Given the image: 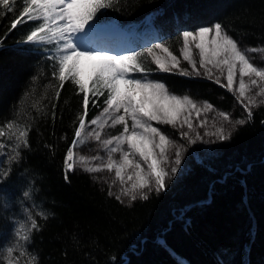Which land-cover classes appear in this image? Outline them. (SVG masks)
<instances>
[{
	"label": "trees",
	"instance_id": "16d2710c",
	"mask_svg": "<svg viewBox=\"0 0 264 264\" xmlns=\"http://www.w3.org/2000/svg\"><path fill=\"white\" fill-rule=\"evenodd\" d=\"M112 3L119 10L109 9L84 40L103 41L118 54L163 43L180 55L179 32L220 23L264 66V0ZM22 6L10 0V8ZM15 15L0 5V173L10 172L0 184L7 190L0 196L10 194L0 206V264H264V102L251 108L249 119L236 94L213 79L150 71L148 78L173 94L245 124H235L214 154H195L158 195L117 199L78 168L65 180L64 156L83 114V94L71 82L60 86L61 46L23 43L36 25L11 29ZM142 62L155 68L151 57ZM105 97L96 106L90 100L87 120L103 110ZM21 131L28 132V147L11 162ZM10 219L17 221L15 235Z\"/></svg>",
	"mask_w": 264,
	"mask_h": 264
},
{
	"label": "snow or ice",
	"instance_id": "6c2138e0",
	"mask_svg": "<svg viewBox=\"0 0 264 264\" xmlns=\"http://www.w3.org/2000/svg\"><path fill=\"white\" fill-rule=\"evenodd\" d=\"M22 2V9L16 10L9 7L10 0H0V5L4 8L17 12L13 17L11 29L33 22L36 26L27 34L23 43L59 44L61 47L57 69L60 86L62 88L65 82H71L78 87L79 93L83 94V114L79 115L74 138L64 156L66 181L69 173L75 171L74 149L81 145L80 138L86 129V122L95 126L99 121V116L87 120L90 100L92 105L96 106L99 98L104 97L105 94L102 111L104 114L111 113L112 126L122 125L123 130L118 135L103 140L105 148L115 144L108 154L107 164L103 167L109 171L115 169V176L122 185L125 184V176L127 181L131 182L130 187L121 189L123 194L130 196L131 201L137 200L138 196L142 200H147L148 193L155 192L158 195L168 187L167 181L176 177L181 165L182 145L175 151L174 166L166 170L163 164L168 161L165 153L169 137L161 132L159 127L154 126L153 122L173 127L179 123L181 129L187 125V128L192 130L193 123L190 117L192 111L196 109V104L188 95L172 94L165 83L149 79L150 71L179 74L185 77L203 74L208 79H212L213 68L219 70L221 74L226 70L227 83L222 86L229 91L233 90L234 78L238 71L240 98L245 97L246 90L250 86H259L260 94L264 95V66L254 64L247 51L240 48L237 40L228 35L220 23L178 33L183 41L180 52L183 60L191 66L190 72L188 68H181L179 58L163 43H156L140 52L131 50L115 55L109 51L93 48L82 50L79 45L89 35L90 29L99 25V21L109 9L119 10L113 8L112 0H22ZM193 45L199 50L198 62L192 54ZM155 49H160L166 55L157 53ZM145 56L151 57V62L155 65L154 69L144 66L142 58ZM50 59L56 61V56ZM82 60L88 62L85 68L81 67ZM133 74L141 75L134 77ZM52 75L56 76L57 71L54 70ZM245 77L249 78L248 86ZM215 83L220 85L221 80L217 78ZM241 103L251 119L250 105L254 101L250 99L244 103L241 99ZM207 107L211 108L212 105L209 104ZM221 115L225 120L229 119L228 114L221 113ZM235 124L243 125L245 120L239 119ZM212 135H216L218 141L230 139V135H226L223 128ZM3 136L4 132L0 130V138ZM27 136V131L19 133L17 139L20 143L12 150L15 155L7 157L11 162L19 160L21 147H28ZM94 136L96 141L101 140V132H95ZM180 136L188 137L189 133L181 131ZM200 138L197 133V139ZM188 143H196V139L189 138ZM124 145L127 146V150H124ZM116 152L121 154L119 161L113 159L112 153ZM137 155L139 160L132 158ZM78 159L83 164L87 158L81 155ZM141 161L147 165L146 169L142 167ZM84 170L96 173L102 168L97 165L86 167ZM9 174L10 172L0 173V184L7 180ZM6 193V189L0 188V194ZM109 194L111 195V192ZM28 195L29 193H24L25 197ZM116 198L120 199V197ZM8 202H10V194L0 196V206ZM9 222L13 224V235H15L17 221L10 219ZM36 228L37 225L33 222V231ZM28 239L25 237L26 243Z\"/></svg>",
	"mask_w": 264,
	"mask_h": 264
},
{
	"label": "rangeland",
	"instance_id": "374dc122",
	"mask_svg": "<svg viewBox=\"0 0 264 264\" xmlns=\"http://www.w3.org/2000/svg\"><path fill=\"white\" fill-rule=\"evenodd\" d=\"M111 36L113 37L114 35L112 34ZM79 46L82 48V50L83 48H93L97 50L107 51V49L104 47L103 41L94 42L92 40H83ZM240 48L242 50L247 51L248 56L252 59V62L254 64H256L257 66H261L255 60V54H253L254 51L249 50L245 47H241V46ZM109 52L113 55L118 54L117 52H114V51H109ZM156 52L161 55H166L165 53H162L160 49H158ZM192 54L198 62L199 61V50L196 49L194 45L192 46ZM176 56L180 60L181 68H188L189 71L191 72V66L186 61L183 60L182 53ZM259 56L263 57V54L261 51L259 52ZM87 64H88L87 61H83V60L81 61L82 68H85ZM201 73H203V69H201ZM196 77L207 78V76L203 74L200 76H196ZM225 77H226V70L223 74H221L219 70L213 68V77H212L213 80L219 78L221 80V85H223L227 83ZM244 79H245L246 86H248L249 78L245 77ZM157 82H160V81H157ZM166 87L168 88L167 85ZM231 91H233L236 94V96L240 99V101L241 99H243L244 103H247L248 100L250 99L253 100L254 103L250 105L251 108H254L257 105L264 102V95L260 94L259 86L248 87L246 90L245 97L244 98L239 97V73L238 71H237L236 77L234 78L233 90ZM192 100L196 104V109L192 111L191 117H190V120L193 123L192 130H189L187 128V125H184L183 129H181L179 123L175 127H173L171 125H160V124H157L156 122H153L154 126L159 127L160 131L169 137V143L166 147V153H165L166 157L168 158V161L163 164V167H165L166 170L174 166L175 151L177 148H180L182 145L181 165L178 168L176 177L169 179L167 181L168 185L171 182L175 181V179L179 178L184 173L186 167L190 164L191 159L193 158L195 154H201L205 156V155L214 154L215 152L218 151L219 147L221 146L222 141H218L217 136L212 135V133H218V130L220 128H223L225 134L228 135L230 131H232V129L234 128L233 125L235 124V122L231 115L228 114L229 119L225 120L224 116L221 115V113H224V112L217 111L213 107L211 108L207 107V105H209L207 102H204V101L201 102V101H197L194 99ZM197 110H198V114H197ZM121 114H122V111H121ZM97 116H99L98 124L95 126H91L86 123V129L84 133L82 134V137L80 138L81 145L74 149V156L76 158L75 168L85 171L84 169L86 167H96L97 165L101 166L102 170L100 172L90 173L92 177L96 181H98L101 185L107 187V189H109L115 196L120 197V199L126 202H131V197L124 195L123 192L121 191V189L124 187H130L131 182H128L127 177L125 176V184L122 185L119 179L115 176V169L109 171L103 167L104 165L107 164L108 154L111 148L115 146V144L109 145L107 148H105L102 142L105 139H109L113 135H118L120 132H122L123 127L122 125H116L115 127L112 126V119H111L112 114L111 113L104 114L103 111H101ZM129 126H131L130 120H129ZM97 131L101 132L100 141L95 140L94 133ZM181 131L188 132L189 136L181 137L180 136ZM89 133H93V134L90 135ZM197 133L201 137L200 139H197ZM189 138L196 139V143H191V144L188 143ZM123 147H124V150H127L126 145H124ZM156 151L158 152L159 150L157 149ZM81 155L87 158L83 164H81L78 159L79 156ZM120 155L121 154L119 152L112 153L113 159L117 161H119ZM132 158L136 160L140 159L138 155ZM141 164H142V167L146 169L147 165L143 163L142 161H141ZM129 171H132V170L129 169Z\"/></svg>",
	"mask_w": 264,
	"mask_h": 264
}]
</instances>
